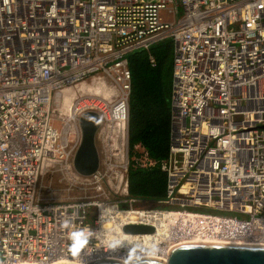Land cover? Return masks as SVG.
Instances as JSON below:
<instances>
[{
  "label": "built area",
  "instance_id": "2783aa9c",
  "mask_svg": "<svg viewBox=\"0 0 264 264\" xmlns=\"http://www.w3.org/2000/svg\"><path fill=\"white\" fill-rule=\"evenodd\" d=\"M167 38L169 154L152 158L138 142L132 156L129 56L146 49L156 65L150 49ZM68 86L82 91L64 117ZM90 109L102 117L100 162L84 175L74 157ZM133 159L159 163L165 196L130 193ZM55 166L84 193L45 192ZM82 230L91 236L73 255L70 234ZM206 237L264 243V0H0V264L167 259Z\"/></svg>",
  "mask_w": 264,
  "mask_h": 264
},
{
  "label": "trees",
  "instance_id": "16d2710c",
  "mask_svg": "<svg viewBox=\"0 0 264 264\" xmlns=\"http://www.w3.org/2000/svg\"><path fill=\"white\" fill-rule=\"evenodd\" d=\"M171 38L152 45L157 64L152 65L149 51L138 49L129 56L133 73L130 95V154L138 156L135 144L142 142L155 159L168 156L172 131L171 93L173 83ZM167 173L159 163L139 165L133 159L129 168V190L133 196L150 199L165 196Z\"/></svg>",
  "mask_w": 264,
  "mask_h": 264
},
{
  "label": "water",
  "instance_id": "95a60500",
  "mask_svg": "<svg viewBox=\"0 0 264 264\" xmlns=\"http://www.w3.org/2000/svg\"><path fill=\"white\" fill-rule=\"evenodd\" d=\"M101 121V114L93 109L83 112L80 116L82 140L75 153L74 165L84 175L94 172L100 162L96 132ZM125 229L139 232L152 230L153 227L148 224L132 223L125 225ZM151 257H138L124 262L114 260L117 258H105L88 264H264V243L183 242L171 247L167 259Z\"/></svg>",
  "mask_w": 264,
  "mask_h": 264
},
{
  "label": "bare ground",
  "instance_id": "6f19581e",
  "mask_svg": "<svg viewBox=\"0 0 264 264\" xmlns=\"http://www.w3.org/2000/svg\"><path fill=\"white\" fill-rule=\"evenodd\" d=\"M80 90L82 91V88H80ZM80 90L77 88V87H73V86H68L64 89V92H61L60 93V99H59V102H61L59 105L64 109V117H69L71 115L74 114V102H75V94H78L80 92ZM94 93H101V91L99 89H94L93 90ZM57 166L53 167L50 171H53ZM49 171V172H50ZM125 216V215H123ZM136 217H139V214L137 212L135 213H132L129 215L128 218H131V219H134ZM150 217H145V219H149ZM129 224H132V223H129ZM133 224H137V223H133ZM168 226V225H167ZM208 239H205V238H200V239H188V240H184V241H181L180 243H183V242H194V241H197V242H202V241H208V242H238V243H250L248 241H242V240H227V239H219L218 237H206ZM142 258H145V257H149V256H141ZM140 257V258H141ZM151 257V256H150ZM152 258V257H151ZM153 258H160V257H153ZM64 260L63 261H60L59 263H78V264H87L86 262H83V261H80L78 260L77 258H63ZM162 259V258H160ZM109 260V259H108ZM114 260H118V261H121V262H124V261H129V260H126V259H114Z\"/></svg>",
  "mask_w": 264,
  "mask_h": 264
},
{
  "label": "rangeland",
  "instance_id": "374dc122",
  "mask_svg": "<svg viewBox=\"0 0 264 264\" xmlns=\"http://www.w3.org/2000/svg\"><path fill=\"white\" fill-rule=\"evenodd\" d=\"M163 13L165 14L164 10ZM42 183L44 185L43 190L45 192L62 199L70 196H79L84 193V189H82L77 183L72 184L65 176L64 172H62L58 167H56L53 171L48 172L42 178ZM137 205L138 203H134V206ZM196 209L206 210V208L202 207H197ZM210 209L214 211L213 208ZM230 213L233 214L232 212Z\"/></svg>",
  "mask_w": 264,
  "mask_h": 264
},
{
  "label": "clouds",
  "instance_id": "9594fccd",
  "mask_svg": "<svg viewBox=\"0 0 264 264\" xmlns=\"http://www.w3.org/2000/svg\"><path fill=\"white\" fill-rule=\"evenodd\" d=\"M90 236L91 232L88 230L76 231L70 234L72 240L70 251L73 255L77 254L88 243Z\"/></svg>",
  "mask_w": 264,
  "mask_h": 264
}]
</instances>
